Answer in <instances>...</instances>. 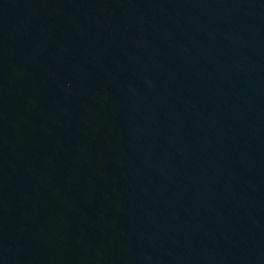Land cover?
<instances>
[{
    "label": "water",
    "instance_id": "1",
    "mask_svg": "<svg viewBox=\"0 0 264 264\" xmlns=\"http://www.w3.org/2000/svg\"><path fill=\"white\" fill-rule=\"evenodd\" d=\"M0 264H264V0H0Z\"/></svg>",
    "mask_w": 264,
    "mask_h": 264
}]
</instances>
